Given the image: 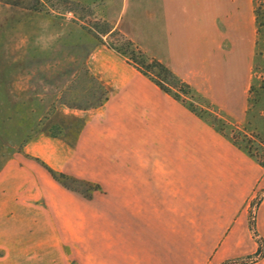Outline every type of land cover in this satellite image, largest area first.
Instances as JSON below:
<instances>
[{"label": "crops", "instance_id": "0c3cea01", "mask_svg": "<svg viewBox=\"0 0 264 264\" xmlns=\"http://www.w3.org/2000/svg\"><path fill=\"white\" fill-rule=\"evenodd\" d=\"M106 1L101 19L195 90L231 101L249 87V47H235V35L244 36L240 26L234 31L235 0ZM87 64L109 89V99L59 123L66 160L81 161L82 168L92 164L91 174H130L134 194L129 205L118 206L130 218L115 220V230L99 231V250L87 263L221 264L255 253L247 212H239L262 174L251 158L106 45H95ZM152 174H225L220 183L230 201L195 203L191 215L171 219L170 211L184 209L153 201ZM257 215L264 239V201ZM180 231L183 244L193 242L192 256L181 251Z\"/></svg>", "mask_w": 264, "mask_h": 264}, {"label": "rangeland", "instance_id": "374dc122", "mask_svg": "<svg viewBox=\"0 0 264 264\" xmlns=\"http://www.w3.org/2000/svg\"><path fill=\"white\" fill-rule=\"evenodd\" d=\"M83 3L93 6L97 18L107 5L106 0ZM36 5L40 11L34 10ZM45 9L36 0H0V264H88L93 261L91 254L99 250V231L115 230L114 221L131 214L118 207L132 202L130 174H91L92 164L82 168L81 161H67L65 128L59 124L99 108L92 106L109 97V89L87 64L90 51L100 44L94 34L104 26L96 24L95 18L85 16L81 21L80 15ZM254 9V0H235L234 31L240 26L244 35H235V47H249V87L231 101L214 100L197 90L241 125L251 119L257 125V117L247 115L249 89L253 79L264 78L263 72H254ZM219 24H224L222 19ZM250 164L257 165L262 174L243 196L239 212L246 210L258 250L264 242L259 244L251 223L254 220L263 239L257 214L264 201V167L254 158ZM222 175L152 174L153 201L184 209L170 211L171 219L191 215L189 209L195 203L229 202L227 186L220 183ZM175 241L171 234L170 243ZM179 241L181 251L192 256L193 242L183 244L181 231ZM205 252L209 254V248Z\"/></svg>", "mask_w": 264, "mask_h": 264}, {"label": "trees", "instance_id": "16d2710c", "mask_svg": "<svg viewBox=\"0 0 264 264\" xmlns=\"http://www.w3.org/2000/svg\"><path fill=\"white\" fill-rule=\"evenodd\" d=\"M39 5L50 9H57L64 13H74L80 15L81 21L85 16L95 18L96 24L104 26V30L96 32L95 38L100 44L106 45L109 49L115 51L124 57L139 72L154 82L163 92L171 96L174 100L181 103L195 116L211 125L218 133L229 139L236 147L243 150L251 158H254L262 167H264V78L256 82L253 79L250 89L248 102L251 105L247 115L252 118L257 117V125L253 120L247 124H239L229 117L225 116L221 110L212 105L204 96L195 90L190 84L182 80L167 65L158 59L149 55L133 40L125 34L115 29L108 21L97 18V14L92 5L74 1V0H55L59 4H54V0H36ZM255 1V23H256V63L254 72L264 73V0ZM34 10L40 11L38 6ZM87 13V14H85ZM91 22V21H90ZM109 97L105 96L99 103L92 108L101 107ZM257 110V112H255ZM257 126V127H256ZM54 179H58L56 172L47 168ZM251 230L257 238L259 244L264 240L259 237L255 230V222L251 223ZM264 257V248L259 247L257 252L246 258L229 260L224 264H250Z\"/></svg>", "mask_w": 264, "mask_h": 264}]
</instances>
